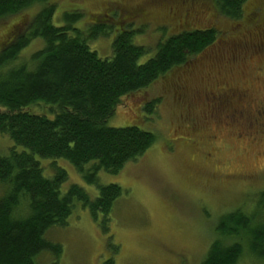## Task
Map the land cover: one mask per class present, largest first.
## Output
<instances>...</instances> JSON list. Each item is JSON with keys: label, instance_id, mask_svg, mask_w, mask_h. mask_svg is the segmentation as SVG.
Segmentation results:
<instances>
[{"label": "rangeland", "instance_id": "obj_1", "mask_svg": "<svg viewBox=\"0 0 264 264\" xmlns=\"http://www.w3.org/2000/svg\"><path fill=\"white\" fill-rule=\"evenodd\" d=\"M49 3L55 6L56 27L65 26V16L75 13L82 17L72 25L77 30L109 27L107 37L89 43L102 59L111 58L112 42L125 29L136 31L134 43L148 50L140 63L173 35L215 29L218 39L150 88L121 99L106 125L151 132L155 143L118 175L99 173L101 185L122 189L108 222L103 224L100 213L94 219L76 202L67 225L44 235L61 246L60 257L42 252L35 263L200 264L220 217L237 209L257 210L264 192V0H248L238 22L222 17L214 0ZM33 7L0 20V50L41 5ZM43 45L41 39L32 41L23 59ZM157 99L153 114H147L143 108ZM12 147L23 151L0 135V155ZM37 160L47 178L53 173L51 167L44 169L48 163L66 172L62 193L77 185L92 199L98 195L66 161ZM6 191L0 184V199Z\"/></svg>", "mask_w": 264, "mask_h": 264}, {"label": "trees", "instance_id": "obj_2", "mask_svg": "<svg viewBox=\"0 0 264 264\" xmlns=\"http://www.w3.org/2000/svg\"><path fill=\"white\" fill-rule=\"evenodd\" d=\"M49 1L0 0V20L41 5L0 50V135L23 148L0 155V184L7 187L0 199V264H36L42 252L57 260L61 246L44 235L67 225L76 202L94 219L100 213L103 224L108 222L122 189L101 185L99 173L118 175L156 141L154 134L136 127H108V119L122 98L150 88L218 39L215 29L173 35L140 63L148 50L134 43L136 31L125 29L112 42L111 58L102 59L89 43L107 37L109 27L77 30L72 25L82 18L78 13L66 15L67 24L56 27L55 6ZM247 1L214 0L219 14L236 22L244 17ZM36 39L43 47L23 59L22 51ZM158 101L143 110L153 114ZM37 158L66 161L98 195L92 199L77 185L62 193L66 172L48 163L44 169L51 167L53 173L47 178ZM260 197L257 210L237 209L220 217L200 264H264V192Z\"/></svg>", "mask_w": 264, "mask_h": 264}]
</instances>
